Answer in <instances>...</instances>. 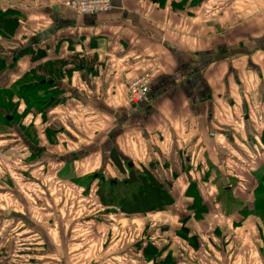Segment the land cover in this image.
<instances>
[{
	"label": "crops",
	"instance_id": "obj_1",
	"mask_svg": "<svg viewBox=\"0 0 264 264\" xmlns=\"http://www.w3.org/2000/svg\"><path fill=\"white\" fill-rule=\"evenodd\" d=\"M68 1L0 0V89L40 65L66 62L59 70L62 102L44 117L20 113L32 140L10 125L21 148L41 149L35 172L46 170L47 187L54 185L53 164L61 163V174L117 172L115 152L121 165L130 159V169L148 171L174 201V209L148 214V221L167 223L163 216L174 214V225L184 220L200 234L232 232L238 252L256 245L257 219L240 218L239 209L224 213L216 199L218 184L234 178L236 186L225 191L242 206L253 201L252 175L239 178L224 165L233 147L250 148L257 139L254 122L264 123V0H111V11L96 15H77ZM144 73L151 77L148 99L133 104L127 83ZM10 148L0 146V162L18 146ZM255 163L263 169L262 154ZM195 200L203 208L197 219L190 211ZM44 240L48 247L39 252L68 248L66 239ZM10 244L23 242L4 246ZM73 253L71 262L82 263ZM234 263L250 262L235 256Z\"/></svg>",
	"mask_w": 264,
	"mask_h": 264
},
{
	"label": "rangeland",
	"instance_id": "obj_2",
	"mask_svg": "<svg viewBox=\"0 0 264 264\" xmlns=\"http://www.w3.org/2000/svg\"><path fill=\"white\" fill-rule=\"evenodd\" d=\"M36 97L40 99L34 106L43 109L44 95L38 94ZM21 103L23 102L16 101L12 107L9 106L11 109L1 111L2 114L13 116L14 120L10 124L0 122V141H4L0 146L6 144L9 149L17 145L18 149H13L12 153L3 152L11 159L7 163L0 162V264H235V256L238 260H249V264H264V230L262 221L257 216L254 217L259 222L260 233L258 232L254 239L256 245L238 252L232 232L225 237H222V234H200L185 224L184 220L181 225L177 222L174 225V214L163 216L167 222L165 223L157 219L148 221L151 217L145 215L127 216L116 208L104 207L101 198L106 195L105 191H108L111 182L118 192L122 193L126 189L123 186L128 180L130 170L141 174L143 171L149 173L145 169H130V159L123 161L122 171L96 170L81 176L72 170L70 175L67 169L61 174V163L56 164L55 169L53 164L51 174L48 175L54 177V185L49 183L47 187V178L44 176L46 170L44 173H37L32 167L41 152L38 144L29 149L21 148V140L14 136L16 133L10 126L14 124L23 133L26 141L32 140L31 126L21 125L20 113L26 110L24 105L22 111ZM37 113L34 111L29 114L41 116ZM254 125L259 144L252 139L250 148H245L241 142L240 146L232 148V153L228 155L230 161L224 165V168L233 170V173L239 171V178L252 175L255 182L252 185V196H255L254 189L264 176V167L256 169L257 163L251 165L261 154L264 161V123L255 121ZM252 132L255 134V131ZM4 133L11 136L6 137ZM76 155H79V150ZM21 160L23 164L17 163ZM214 174L218 176L219 172L216 170ZM38 177L44 178L42 185L37 186ZM232 179L234 178L228 179L224 184H218L219 194L216 200L222 195L220 200L223 205L219 203L224 213L236 210L240 205V202L234 200L229 191L224 189L236 186ZM58 182L60 184H57ZM224 191L227 194H224ZM231 200L235 201V208L229 205ZM167 209L163 212H169ZM191 210L197 219L203 208L200 202L195 200ZM158 213L160 212L150 214ZM157 216L155 218L160 219ZM44 237L53 244L59 238L66 239L64 245L68 248L60 249L63 254L57 249L54 254L50 249L45 253L39 252L48 247ZM12 239L23 244L4 246L5 242ZM226 241L230 244L229 247L225 245ZM31 242H35V245ZM71 242L77 247L76 252L75 249L69 248ZM34 246L36 251L27 249ZM35 252L36 255H31ZM71 253L75 259L81 253L82 263L78 260L71 262L68 257Z\"/></svg>",
	"mask_w": 264,
	"mask_h": 264
},
{
	"label": "trees",
	"instance_id": "obj_3",
	"mask_svg": "<svg viewBox=\"0 0 264 264\" xmlns=\"http://www.w3.org/2000/svg\"><path fill=\"white\" fill-rule=\"evenodd\" d=\"M64 63L66 62L54 61L52 63H45L24 74L11 88H1L0 122L10 124L14 120L13 116H8L7 113H1V111L6 112L11 109L10 107H12L14 99H16L17 102H23L21 103L23 106L25 105L26 110L23 114L26 115L36 111L38 112L37 114H41L43 117L47 109L61 103L64 98L63 92L65 91L64 88L60 86L61 83H59L63 75L59 70H61ZM66 75L69 76V74ZM38 94H43L45 97V100L42 102L43 109H37L34 106L40 99L36 97ZM116 156L117 154L113 152L110 159L116 169L122 171V165ZM263 181L264 176L261 178L260 184L254 189L255 196H253V202L247 206H242L240 203L237 209H239L238 215L240 218L247 215L257 216L262 221L264 230ZM124 185L123 188L126 189L121 193L120 191L118 192L113 182L109 184L108 191H105L106 195L101 198L104 207L116 208L117 211L127 216H146L154 212H163V210L171 207L174 203L169 191L156 182V180L145 171L141 174L140 172L130 170L128 180ZM223 193L227 194L225 191ZM220 197L218 198V202L222 204ZM230 204L233 208L236 207L234 200H231L229 202V205Z\"/></svg>",
	"mask_w": 264,
	"mask_h": 264
},
{
	"label": "built area",
	"instance_id": "obj_4",
	"mask_svg": "<svg viewBox=\"0 0 264 264\" xmlns=\"http://www.w3.org/2000/svg\"><path fill=\"white\" fill-rule=\"evenodd\" d=\"M77 15L106 14L111 11V0H70L65 4ZM150 74L136 76L127 83V99L133 104L147 101L149 94Z\"/></svg>",
	"mask_w": 264,
	"mask_h": 264
}]
</instances>
